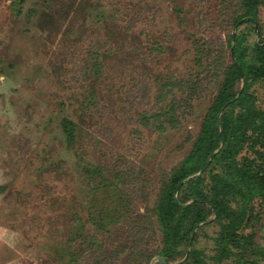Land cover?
I'll return each mask as SVG.
<instances>
[{
  "label": "rangeland",
  "instance_id": "obj_1",
  "mask_svg": "<svg viewBox=\"0 0 264 264\" xmlns=\"http://www.w3.org/2000/svg\"><path fill=\"white\" fill-rule=\"evenodd\" d=\"M263 44L264 0H0V264H188L193 249L264 264V194H224L244 213L228 232L208 202L214 175L233 181L230 159L211 160L224 139L176 187L173 255L158 257L164 188L234 67L233 112L264 111ZM251 139L237 165L262 166Z\"/></svg>",
  "mask_w": 264,
  "mask_h": 264
},
{
  "label": "trees",
  "instance_id": "obj_2",
  "mask_svg": "<svg viewBox=\"0 0 264 264\" xmlns=\"http://www.w3.org/2000/svg\"><path fill=\"white\" fill-rule=\"evenodd\" d=\"M255 49L258 63L255 65L253 78H264V44L258 47L256 46ZM242 68V65H240L228 72L222 89L204 117L201 131L194 143L192 152L182 160L178 170L172 175L164 188L162 203L158 209V220L164 235L163 248L159 252V255L164 256L165 261L167 258L172 257V246L176 242V228L172 222L175 212L179 209V202L174 197L176 187L185 178L205 165L208 155L215 150L220 139H224L223 149L220 151L219 156L216 155L211 160L215 158L230 159L232 161L231 166L233 171L231 175L233 176V181L223 177L221 174L214 175L212 177V189L214 193L208 202H210L213 210L216 212V217H232L229 221L230 223L224 227V230L226 232L229 230L234 231L243 222L244 218L242 210L236 214L229 209L224 200V194H241L243 190V196H251L254 191H259L261 194H264V160L261 161L262 166L260 164L252 165L251 161H246L243 165H237L235 160L236 148L245 140L246 136L252 138L251 144L253 145L264 143V111L252 106L247 107L241 112L238 111L237 114L233 112L234 105L243 99L245 94V86L242 87L236 98L230 93L232 77L234 73H238L241 76L243 74ZM230 99L233 101L228 106L230 112L226 113L222 118H219L218 114L221 108ZM263 156V153H260V157ZM238 184L239 186H237ZM189 196L205 198L200 189L194 188ZM244 201L246 200L244 199ZM204 219L205 217L203 215L197 214L193 224L196 225ZM233 231L230 234L226 233L223 236H219V259L232 253L227 246L229 239L232 240V247L239 245ZM251 244H253L252 240L247 243V245ZM260 253L264 255L263 252ZM189 255L192 261L188 264H208L202 258L200 251L196 249L189 252Z\"/></svg>",
  "mask_w": 264,
  "mask_h": 264
},
{
  "label": "water",
  "instance_id": "obj_3",
  "mask_svg": "<svg viewBox=\"0 0 264 264\" xmlns=\"http://www.w3.org/2000/svg\"><path fill=\"white\" fill-rule=\"evenodd\" d=\"M160 258V262H163L162 259L163 257L161 255L158 256Z\"/></svg>",
  "mask_w": 264,
  "mask_h": 264
}]
</instances>
